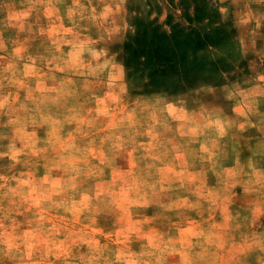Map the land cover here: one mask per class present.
<instances>
[{
  "label": "clouds",
  "instance_id": "clouds-1",
  "mask_svg": "<svg viewBox=\"0 0 264 264\" xmlns=\"http://www.w3.org/2000/svg\"><path fill=\"white\" fill-rule=\"evenodd\" d=\"M0 264H264V0H0Z\"/></svg>",
  "mask_w": 264,
  "mask_h": 264
},
{
  "label": "trees",
  "instance_id": "trees-1",
  "mask_svg": "<svg viewBox=\"0 0 264 264\" xmlns=\"http://www.w3.org/2000/svg\"><path fill=\"white\" fill-rule=\"evenodd\" d=\"M198 12L200 9L197 10ZM185 43H188L187 41ZM138 48L133 52V57L140 54H145L148 57L149 63L153 60L161 65V68L153 72V76L164 75L168 72L175 71V63L173 57L169 53V49L165 43V38L159 36L153 31L151 38L148 37L147 32H144L143 36L137 40ZM197 46L200 45L199 39L195 41ZM182 46L178 44V47ZM183 57L181 56V60ZM191 70L186 69L185 75H189Z\"/></svg>",
  "mask_w": 264,
  "mask_h": 264
}]
</instances>
